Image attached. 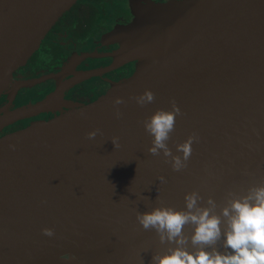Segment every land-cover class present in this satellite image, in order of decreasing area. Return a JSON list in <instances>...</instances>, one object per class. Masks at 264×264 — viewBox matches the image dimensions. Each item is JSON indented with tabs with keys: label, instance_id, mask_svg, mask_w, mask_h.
Returning a JSON list of instances; mask_svg holds the SVG:
<instances>
[{
	"label": "water",
	"instance_id": "water-1",
	"mask_svg": "<svg viewBox=\"0 0 264 264\" xmlns=\"http://www.w3.org/2000/svg\"><path fill=\"white\" fill-rule=\"evenodd\" d=\"M77 1L0 0V97L40 80L13 74ZM132 3L118 31L130 77L0 132V264L81 249L90 264H218L264 248V0ZM148 204L160 211L138 231L116 228Z\"/></svg>",
	"mask_w": 264,
	"mask_h": 264
},
{
	"label": "flooded vegetation",
	"instance_id": "flooded-vegetation-1",
	"mask_svg": "<svg viewBox=\"0 0 264 264\" xmlns=\"http://www.w3.org/2000/svg\"><path fill=\"white\" fill-rule=\"evenodd\" d=\"M116 1L118 4L114 5ZM132 1L78 0L65 11L37 53L13 74L17 81L40 80L23 87H9L0 97V116L10 109L39 101L48 100L50 103L45 110L9 123L0 132L49 119L62 110L103 95L113 85L130 77L139 61L123 55L116 39L121 40L119 29L135 20ZM81 3H85L88 11L75 10ZM95 25L96 32L93 31ZM69 26L71 28H67ZM116 32L118 37H114ZM22 92L26 101L19 97ZM17 97L18 102L12 105L11 99Z\"/></svg>",
	"mask_w": 264,
	"mask_h": 264
},
{
	"label": "bare ground",
	"instance_id": "bare-ground-1",
	"mask_svg": "<svg viewBox=\"0 0 264 264\" xmlns=\"http://www.w3.org/2000/svg\"><path fill=\"white\" fill-rule=\"evenodd\" d=\"M159 211V207H154L150 204L144 205L121 218L122 220L116 223V228H120L125 233L131 234L138 231L149 219L157 215ZM120 240L121 239L117 240V242ZM96 251L97 253H100L102 250L96 249ZM91 252L92 250L89 249L67 252L45 264H90L92 262V259L90 258Z\"/></svg>",
	"mask_w": 264,
	"mask_h": 264
},
{
	"label": "trees",
	"instance_id": "trees-1",
	"mask_svg": "<svg viewBox=\"0 0 264 264\" xmlns=\"http://www.w3.org/2000/svg\"><path fill=\"white\" fill-rule=\"evenodd\" d=\"M218 264H264V248L232 256Z\"/></svg>",
	"mask_w": 264,
	"mask_h": 264
},
{
	"label": "rangeland",
	"instance_id": "rangeland-1",
	"mask_svg": "<svg viewBox=\"0 0 264 264\" xmlns=\"http://www.w3.org/2000/svg\"><path fill=\"white\" fill-rule=\"evenodd\" d=\"M122 1H124V3H127L126 1L127 0H122ZM153 1H156V2H167L168 0H153ZM118 4V1H116V3L114 4V5H117ZM77 12H81V11H88L87 9H86V7H85V3H81L76 9H75ZM71 12V11H70ZM108 20L111 22L112 21V19H110V18H108ZM132 23H134V21L132 22ZM131 23V24H132ZM97 25H95V27H94V29H93V31L94 32H96L97 31V27H96ZM126 26H128V25H126ZM67 28H71L70 26L69 27H67ZM68 30V29H67ZM115 36L114 37H118V33L116 32L115 34H114ZM119 39H121L123 42L121 43V40L119 41L118 39H116V41L117 42H119L120 43V45H121V49L122 50H125L126 48H128V43H125V41L121 38V36L119 35ZM67 38V37H66ZM96 51H99V50H96ZM33 65V63L29 66V68L31 67ZM36 67V65L33 67V70H34V68ZM19 97H20V99H21V101L22 100H24V101H26V99H24V98H22L23 97V92H22V94H19ZM15 99H18V97L17 98H14V99H11V102H12V105H14V104H16V102H18L17 100H15ZM18 104V103H17ZM26 107H28L27 105H24V106H20V107H17V108H15V109H10L11 111H6V113L7 114H9V113H14V112H17L18 110H21V109H23V108H26ZM6 113H5V115H6Z\"/></svg>",
	"mask_w": 264,
	"mask_h": 264
}]
</instances>
